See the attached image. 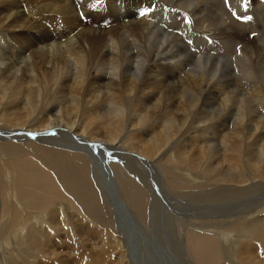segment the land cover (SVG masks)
Returning <instances> with one entry per match:
<instances>
[{
    "label": "bare ground",
    "instance_id": "1",
    "mask_svg": "<svg viewBox=\"0 0 264 264\" xmlns=\"http://www.w3.org/2000/svg\"><path fill=\"white\" fill-rule=\"evenodd\" d=\"M25 133H39L34 140L48 147L83 153L104 209L119 215L125 233L93 230L66 204H38L46 193L56 201L53 183L18 184L17 176L31 184V167L0 152L6 185L0 254L7 248L11 256L5 264H20L15 254L29 256L24 264H36V257L38 264H137L133 247L142 264H171L168 250L177 255L175 264H198L188 256L187 230L208 234L212 245L198 237L197 246L221 254V264H264L260 0H0V141L30 139ZM113 155L151 193L145 170L155 172L170 212L152 195L143 224L123 200L115 172L112 177ZM164 173L190 189L209 182L216 188L200 193L205 203L193 206L192 192L168 193ZM29 188L37 194L33 205L19 194ZM244 200L250 205L239 209ZM159 221L169 236L157 237Z\"/></svg>",
    "mask_w": 264,
    "mask_h": 264
},
{
    "label": "rangeland",
    "instance_id": "2",
    "mask_svg": "<svg viewBox=\"0 0 264 264\" xmlns=\"http://www.w3.org/2000/svg\"><path fill=\"white\" fill-rule=\"evenodd\" d=\"M103 11H104V9H103ZM10 115H11V113H10ZM6 149H8V150H6ZM0 152L3 155L4 160H7L8 162L11 161V162H13V164H16V165H19L20 162L21 163L28 162V163H25L26 165H24V166L25 167H28V166L31 167V169L28 170V172H27L29 176H32L30 178L31 184L23 183L24 180L21 179L22 176H20V177L17 176V180L19 181L18 184H20V185L27 184L26 186H29V187L32 184H35V185L42 184V186H44L43 183L45 184L49 181V184H51L50 183V181H51L56 186L55 187L52 184V187H51V189L53 188V190L57 191V193H56L57 195H55V197H54V199L56 201H53V199H51L50 196H48V194L46 193V195L43 196V198H41L42 202L38 203V204H45L49 208H55V204L63 203V204H66L65 205L66 207H68L67 211L72 210L73 213L77 214L75 216H81L82 218L84 217V219H87V221L91 222L92 223L91 224L92 229L94 228L93 230L99 229L100 231H102V233H105V232L111 233L112 230L116 231L117 233H119V232L125 233V230L121 226V224H123V223H122V219L119 218V215L116 214V216H115V214H114L115 212L111 213L109 207H108L109 208L108 212L106 209H104V204L102 203V198H101L102 196L98 192L97 188L95 187V185L92 181L91 167L88 163L86 156L83 153L76 152V151H69V150L56 148V147H48V146H46V142H42L41 140L39 142L38 140H34L33 138L24 139L23 141H5V139H4V141H0ZM114 154H115V152H114ZM120 155L123 156V153H121ZM112 160H116L117 162L116 163H112V162L109 163V161H107L108 164L107 163L106 164L109 166V168H110L109 170H111V174H112L113 178H114L113 174L115 172L116 181L118 183H120L119 186H120L121 196H122L123 200L127 203V205L135 212L136 216L138 217V219L143 224H145L148 221L149 206H150V202L152 199V195H155V197L158 199V201H161V203L164 205V208L166 207V210L168 212H170L172 205L169 202H167L166 200H164V197L162 196L163 194L160 195L159 191L156 189V187H158L157 182L159 180L155 176V174H153L155 172H148L149 170L148 171L145 170V174H146V178H147L146 180L149 183V187L151 188L152 193H153L152 194L151 191L148 190L147 184L144 185V184L140 183L139 181H137V179H135V177L133 175L129 174L130 170H128L127 168L125 170L124 166L127 165V163L123 162L124 163V165H123V163L121 162L122 161L121 157H119V155L118 156L113 155ZM207 164L208 163L206 162L205 165L202 167L204 168ZM161 165L164 166L162 163H161ZM37 168L39 170L38 173H40V177H38L36 179ZM3 173L4 172H3V169L1 168V158H0V189L3 190L4 194H6V185H5L3 177H2ZM169 175L170 174L164 173L165 179L168 183V185L166 186L168 193L173 194L175 192L176 193H185L186 192V194H187L189 192H192L191 194H189L190 196L189 195L187 196V199L191 200V202L195 204V205L193 204V206H199V205H202L205 203V200H204L205 198H203V197L201 198L200 193L203 196V195H206L208 193H212L208 190L216 188V185L213 184L214 182H209V183H202V185L195 186L194 189L193 188L190 189L189 187H186L185 185L177 184L174 181H170V178H172L174 180V177H172L171 175L169 176ZM103 176L105 177V175H103ZM23 177H26V176H23ZM176 179L182 180L184 183H187L181 177H177ZM177 182L180 183L179 181H177ZM209 184H211V185H209ZM1 185H3V186H1ZM196 185H198V184L196 183ZM27 191L19 190V194H21V196L22 195L27 196L28 198L30 197L29 199H27V197L25 199L26 201L29 200L28 202L31 203L30 205L35 204V198H36L37 194L34 193L31 188H29ZM56 191H54V192H56ZM197 191L199 192V194ZM205 191H207V192H205ZM193 193H196V194L192 195ZM29 194H30V196H29ZM0 195L2 196L1 192H0ZM212 197H215V196H212ZM192 198H194V199L196 198V199L192 200ZM49 199H51V200H49ZM210 199H211V201L216 200V198H214V199L209 198V200ZM15 200L18 201L17 199H15ZM200 200H201V202L203 201V203H201ZM209 200H207V201H209ZM177 202L184 205V206H188L186 202L181 203L179 200H177ZM197 202H198V204H197ZM243 205H245V206H243ZM249 205H250L249 201H247V200L241 201V203L236 204V206L239 209L242 208L241 206L246 208V206H249ZM69 208H71V209H69ZM2 209H3L2 213L4 214V218H5L6 212L8 209L7 204L3 205ZM39 212L40 211H38L37 213H39ZM188 212L189 211H186V212L182 211L181 213H184V214H187L190 216L192 213H188ZM30 214L35 216L33 211H31ZM193 215L201 216L202 214L200 212H197V213H193ZM22 216H24V215H22ZM173 216H177V215H173ZM2 217L3 216H1V218ZM149 217H150V215H149ZM1 218H0V220H2ZM15 218H17V217H15ZM178 218H180L181 220L180 219L179 220L182 221V218L180 216ZM189 219H190V217H189ZM159 222H160L159 223V235L161 234L162 236L158 235L157 237L165 238V237L169 236L168 227H167V229L164 228V223H162L161 221H159ZM196 223L199 225H201V224L203 225L204 221L203 220L201 221V219H197L195 224ZM244 223H242V224H244ZM245 224H247V223H245ZM175 226H177L178 235L180 237L182 235L184 236L183 224H181L180 222H177V224ZM163 229L165 231H163ZM193 232L190 230L189 231L187 230V233L184 236L185 238H186V236L188 238L187 243L192 244V245H190L191 246L190 247L189 244L186 243L187 249H188V256H189L190 260L193 263H195V262H198L200 259L198 264L199 263L200 264H221V262H220L221 254L217 255L218 256V258H217V257H215V255L213 256V254L210 255L209 253H213V252H209V250H206L207 252L205 253L204 248L202 250L203 245L197 246L198 243L200 244V242L197 241V240H199L198 237H200V240L203 243H206L208 246L212 245L211 243H207L205 240L206 237H204V236H208V234L206 235V234H203L201 232H197L195 230ZM128 233H131V232H128ZM119 235H120V233H119ZM188 235L190 236V238ZM211 236H212V234L209 235V237H211ZM169 238H172V237L170 236ZM192 238H194V239L192 240ZM189 240H190V242H189ZM58 246H59V244H58ZM195 246L197 249L195 248ZM172 247L177 249V250L180 249V247L174 241L172 243ZM137 249L138 248L133 247V249H132L133 252L131 253V255L132 254L133 255L131 256V258L133 257L132 258L133 263L138 262L139 264H142V258L138 255L139 251ZM193 249H195V251ZM199 249L204 253H202ZM228 250H229V247H227V251ZM168 251L169 252H166L165 261L170 260L171 264H175V258L177 257L176 253L172 252V250H168ZM198 251H200L202 254ZM6 253H8V254H6ZM28 254H31V251H28ZM204 255H205V257H204ZM21 256L22 255L15 254L12 256V258L14 260L18 261V263H20V264H22L24 262V259L26 260L27 258H29V256L25 255V254L23 255L24 257L23 256L21 257ZM9 257L11 258L10 253L8 252V249L6 248L0 254V264H3V262L5 264L6 261L10 259ZM31 257L33 259H35L36 256L34 255ZM194 257H195V259H194ZM205 258H206V260H205ZM215 258H216V260H215ZM202 259H203V261H202ZM218 260H219V263H218ZM37 262H38V257H36V259L33 260V263L38 264Z\"/></svg>",
    "mask_w": 264,
    "mask_h": 264
},
{
    "label": "snow or ice",
    "instance_id": "3",
    "mask_svg": "<svg viewBox=\"0 0 264 264\" xmlns=\"http://www.w3.org/2000/svg\"><path fill=\"white\" fill-rule=\"evenodd\" d=\"M99 2H100V3H103L104 0H99ZM225 2L228 3V0H225ZM244 7L246 8V3H245V5H244ZM145 14H146V10H145V11H142V12L139 13V15H140L141 17L145 16ZM233 16H234V17H237L238 19H242V20H249V19H251L250 17H247V16L239 17V16H237V13H236V12L233 13ZM185 22H186V23L189 22V21L187 20V18H185ZM25 134L28 135L29 137L33 138V139H35L37 136L40 135L39 133H25ZM49 134H51V135H55V133H49Z\"/></svg>",
    "mask_w": 264,
    "mask_h": 264
},
{
    "label": "water",
    "instance_id": "4",
    "mask_svg": "<svg viewBox=\"0 0 264 264\" xmlns=\"http://www.w3.org/2000/svg\"><path fill=\"white\" fill-rule=\"evenodd\" d=\"M109 161H111V160H109Z\"/></svg>",
    "mask_w": 264,
    "mask_h": 264
}]
</instances>
